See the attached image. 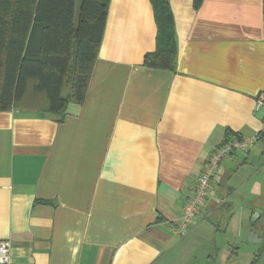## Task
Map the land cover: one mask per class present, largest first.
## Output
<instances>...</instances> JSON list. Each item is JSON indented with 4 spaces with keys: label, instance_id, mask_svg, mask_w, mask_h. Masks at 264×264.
Instances as JSON below:
<instances>
[{
    "label": "crops",
    "instance_id": "obj_1",
    "mask_svg": "<svg viewBox=\"0 0 264 264\" xmlns=\"http://www.w3.org/2000/svg\"><path fill=\"white\" fill-rule=\"evenodd\" d=\"M107 1L84 102L69 103L62 122L0 112V241L11 243L10 264H169L195 239L207 263L216 253L221 264H238L246 244L257 255L264 184L251 155L261 141L221 163L188 234L172 227L210 154L264 131V105L256 109L263 0H203L198 9L195 0H169L173 71L144 66L156 50L151 1ZM251 231L259 245L242 244Z\"/></svg>",
    "mask_w": 264,
    "mask_h": 264
},
{
    "label": "trees",
    "instance_id": "obj_2",
    "mask_svg": "<svg viewBox=\"0 0 264 264\" xmlns=\"http://www.w3.org/2000/svg\"><path fill=\"white\" fill-rule=\"evenodd\" d=\"M150 1L156 50L145 56L144 66L173 71L177 46L169 0ZM202 2L195 0V8ZM107 8V0H81L79 7L77 0H0V112L34 110L62 122L69 103L82 104ZM257 141L264 146V131Z\"/></svg>",
    "mask_w": 264,
    "mask_h": 264
},
{
    "label": "built area",
    "instance_id": "obj_3",
    "mask_svg": "<svg viewBox=\"0 0 264 264\" xmlns=\"http://www.w3.org/2000/svg\"><path fill=\"white\" fill-rule=\"evenodd\" d=\"M264 105V100L257 101L256 109ZM257 142V137L252 138H229L224 140L215 149L202 169L201 176L197 180L193 193L184 203L182 214L178 222L172 227V232L180 237L185 236L195 225L198 216L206 201L214 189V181L218 175L221 163L234 153H247ZM11 262V243L10 241H0V264H10Z\"/></svg>",
    "mask_w": 264,
    "mask_h": 264
},
{
    "label": "rangeland",
    "instance_id": "obj_4",
    "mask_svg": "<svg viewBox=\"0 0 264 264\" xmlns=\"http://www.w3.org/2000/svg\"><path fill=\"white\" fill-rule=\"evenodd\" d=\"M81 0H77V7H79ZM254 147V146H253ZM263 144L258 143L253 151H252V160L253 168L256 170L262 169L260 172L258 179H260L264 184V148ZM263 151V153H262ZM190 231V230H189ZM188 231V233H189ZM187 233V234H188ZM260 243H257L259 245ZM205 244L198 240H191L190 242H186L178 252L173 255V258H169V264H221L220 257L216 255V253L212 254L216 261L207 263V253L205 252L206 248ZM250 247H255L250 244H246L243 248L238 250V264H252L255 259V255L248 250ZM261 256L257 259L256 264H264V245L260 247ZM258 250V248H257Z\"/></svg>",
    "mask_w": 264,
    "mask_h": 264
},
{
    "label": "water",
    "instance_id": "obj_5",
    "mask_svg": "<svg viewBox=\"0 0 264 264\" xmlns=\"http://www.w3.org/2000/svg\"><path fill=\"white\" fill-rule=\"evenodd\" d=\"M249 242V243H261L262 240L258 238L257 234L255 232H249L247 233L246 237L242 240V244Z\"/></svg>",
    "mask_w": 264,
    "mask_h": 264
}]
</instances>
